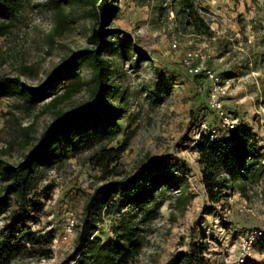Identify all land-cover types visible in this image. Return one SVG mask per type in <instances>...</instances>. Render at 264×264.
<instances>
[{
    "label": "rangeland",
    "instance_id": "obj_1",
    "mask_svg": "<svg viewBox=\"0 0 264 264\" xmlns=\"http://www.w3.org/2000/svg\"><path fill=\"white\" fill-rule=\"evenodd\" d=\"M208 7L205 13L212 26L230 43L225 49L219 39L196 37L179 28L171 0H119L115 15L109 13L101 21L91 14L90 0H60L62 14L54 0H22L18 20L5 36L0 37V76L20 77L24 82L40 86L49 74L74 51L94 46L90 37L99 28L121 33L111 38L117 49L108 53L116 92L115 104L126 106L127 115L119 121L122 129L115 139L99 137V129L85 131L74 143L92 140L55 165H42L36 194L46 201V213L35 229L52 238L51 260H27L20 264H51L67 258L75 249L85 215L86 204L99 200L102 169L88 161V156L101 146H121L129 142L119 163L130 173L151 158L169 156L189 164L193 169L192 188L183 196L185 213L176 208V198H169L160 216L148 232V243L137 264H167L178 252L191 251L205 237L210 241L206 256L213 264H237L243 251L241 236L250 229L264 228V182L257 192L244 196L239 188L229 190L221 204L212 205L202 183L196 140L202 131L225 128V123L251 124L264 145V0H199ZM101 2V0H98ZM111 1L109 6H111ZM69 25L57 35L60 18ZM133 37V44L121 45L124 35ZM190 51L205 55L193 64L186 62ZM212 69L228 84V93L220 96L223 107L212 104V81L205 69L193 73L191 65ZM81 71H86L85 67ZM88 76V73H84ZM91 97L86 87L66 102L69 109ZM47 99L46 101H48ZM30 111L23 99L7 93L0 105V160L18 163L30 147H10L23 137V126L36 125L34 136L40 137L53 120V112L43 113L44 102ZM221 110L224 112L222 113ZM73 148V147H71ZM197 188H194L193 186ZM52 188L53 198L47 201L42 193ZM4 193L0 181V196ZM243 208V210H241ZM77 224L67 231L69 218ZM118 216H108L97 232L104 240L115 237L113 225ZM264 261V251L256 248L251 256ZM74 263V262H73Z\"/></svg>",
    "mask_w": 264,
    "mask_h": 264
},
{
    "label": "trees",
    "instance_id": "obj_2",
    "mask_svg": "<svg viewBox=\"0 0 264 264\" xmlns=\"http://www.w3.org/2000/svg\"><path fill=\"white\" fill-rule=\"evenodd\" d=\"M55 1V8L62 14L60 0ZM90 1L91 14L100 21L109 10L111 16L119 9L116 3L119 0ZM160 1V7L164 9L166 0ZM168 6L176 14L178 27L186 33L210 40L218 38L219 46L229 49L230 42L218 35L205 13L208 7L199 0H171ZM21 8L22 0H0V37L11 32ZM68 28V23L61 17L56 34L62 35ZM119 33V29L108 32L105 28H97L90 37L94 46L74 51L40 86L28 84L20 77L0 76V105L7 93L20 96L30 111L49 99L44 102L43 113L52 111L54 115L38 138L33 134L34 123L22 127L23 137H17L10 147H30L23 160L18 163L0 160V181L4 189L0 196V264L51 260L54 256L53 237L45 236L34 226L45 215L47 204L35 191L41 166H53L66 160L68 154L58 144L64 143L69 151H78L92 142L74 143L87 130L99 129V137L109 140L121 134L119 121L127 115L128 109L112 100L116 88L112 81V64L107 57L117 49L111 37ZM133 42L132 35L126 33L121 45L128 46ZM260 43L264 47V34ZM262 57L264 62V53ZM83 67L84 72L81 71ZM86 85L91 86V97L72 108H65L66 102ZM128 145V141L117 147L105 144L88 156L94 167L102 169V180L111 176L116 178L100 188L102 196L99 200L92 199L86 204L74 251L64 260L51 264H137L148 243L151 225L160 216L167 199L176 198L177 210L185 213L181 203L192 188L191 166L165 156L151 158L130 173L119 163ZM196 150L202 183L211 203L208 209L221 204L229 190L239 188L244 196L250 197L264 182V145L249 123L219 128L214 136L202 131L196 140ZM42 193L47 201L53 198L50 186ZM111 215L118 216L113 225L115 237L106 241L97 232ZM252 230L254 228L249 231ZM210 247V241L205 237L191 251L173 255L167 264H213L206 256ZM256 248L264 251V236L257 241ZM242 264H264V261L249 258Z\"/></svg>",
    "mask_w": 264,
    "mask_h": 264
},
{
    "label": "built area",
    "instance_id": "obj_3",
    "mask_svg": "<svg viewBox=\"0 0 264 264\" xmlns=\"http://www.w3.org/2000/svg\"><path fill=\"white\" fill-rule=\"evenodd\" d=\"M216 39V38H215ZM201 56L203 60H205V55L201 54L198 51H190L186 57V62L188 64H193L194 60ZM205 69L207 76L212 81V87L210 91V97L212 104L222 109L223 107V101L220 99V96L228 93L229 85L222 82L219 75H217L212 69L205 66L204 61L201 62L200 65H191L190 71L193 73L199 72L200 70ZM223 113L224 111L221 110ZM225 128H234L236 125V122H228L225 123ZM208 131V130H206ZM217 129H209L208 132H211L212 136H214V133H216ZM194 188H197L195 185ZM243 210V208H241ZM77 224V220L74 215H72L69 218L68 224H67V231H72ZM264 236V230L263 229H254L252 231H249L241 236L242 239V246L243 251L239 256V260L237 264H242L247 262L249 258L253 255L255 249H256V243L257 241Z\"/></svg>",
    "mask_w": 264,
    "mask_h": 264
},
{
    "label": "crops",
    "instance_id": "obj_4",
    "mask_svg": "<svg viewBox=\"0 0 264 264\" xmlns=\"http://www.w3.org/2000/svg\"><path fill=\"white\" fill-rule=\"evenodd\" d=\"M247 2L249 3V0H247ZM202 174V173H201Z\"/></svg>",
    "mask_w": 264,
    "mask_h": 264
}]
</instances>
